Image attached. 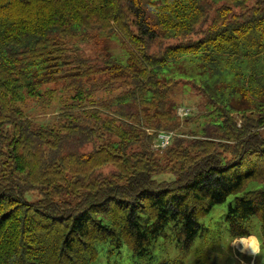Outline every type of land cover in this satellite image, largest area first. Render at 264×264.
I'll use <instances>...</instances> for the list:
<instances>
[{
  "label": "trees",
  "instance_id": "trees-1",
  "mask_svg": "<svg viewBox=\"0 0 264 264\" xmlns=\"http://www.w3.org/2000/svg\"><path fill=\"white\" fill-rule=\"evenodd\" d=\"M94 33L119 37L126 60L72 49ZM184 60L197 72L163 76ZM177 80L205 100L181 133ZM59 81L67 99L36 123L22 106L48 107ZM261 185L264 0H0V264H91L106 241L152 258L169 237L173 264H209L221 237L264 249ZM229 196L227 226L199 223Z\"/></svg>",
  "mask_w": 264,
  "mask_h": 264
},
{
  "label": "rangeland",
  "instance_id": "rangeland-1",
  "mask_svg": "<svg viewBox=\"0 0 264 264\" xmlns=\"http://www.w3.org/2000/svg\"><path fill=\"white\" fill-rule=\"evenodd\" d=\"M74 42L75 46H72V43L68 44V46H72V49H77V52L80 51L83 57L92 65L102 64L106 54L113 57L115 56L121 60H126V52L122 48L119 37L116 38L115 36L94 33L87 39L76 40ZM190 72H195L194 66L188 64L187 61H180L178 64L170 62L165 68V74L163 73V76L176 77L181 74H188ZM177 81L176 88L174 89V92L171 93V98L176 106L185 105L188 108L191 107V112L193 115L196 113V111L204 110L205 100L203 96H201L198 91L192 87V84L190 82H183L182 80ZM49 87L53 88L54 91L52 92V103L48 107H40L33 100H27L26 103H24V106H22L24 112L32 117L36 123L52 124L57 112V106L60 105L63 100L67 99V95L62 90V83H60V81L49 84ZM98 95L99 94L96 92L95 96ZM175 113L177 114V110ZM195 122L196 121L187 123L184 120H181L175 129L180 133L187 131L193 127ZM165 176L166 175H163L162 178ZM230 201L231 196L227 197L224 202L214 205L207 215L199 219V223L210 228L211 232L214 231L217 233L218 231L222 230V226L223 228L227 226L225 221V213L227 204ZM256 232L257 231L255 230V234ZM199 237L200 235L197 236V238L193 241V245L197 242ZM169 240L170 237L167 239L159 238L155 241L154 250L152 251V258L147 256L133 255L126 249L125 246L122 247L123 251L121 257H118L116 253L110 255L107 253V249L110 245L106 241L97 246L99 255L97 259L91 264H114L115 261H117L118 264H173L172 261L167 260L168 258L172 257H167V254H171H169V252H167V254L165 253L166 248L170 250L169 247H166L168 245V242L166 241ZM252 241H255L257 245V241L254 237H239L234 239L231 243H228V240L221 237L220 247L223 248V252L218 253L217 256H215V250H209L207 247H204L205 250H208V253L212 255L209 264H238L237 261H239V264H253L254 255H250V261H248L245 257H239L237 255V251L239 250L246 254H254L255 252H253L251 248ZM190 260V258L188 261L186 260L185 264L195 263L194 260Z\"/></svg>",
  "mask_w": 264,
  "mask_h": 264
},
{
  "label": "clouds",
  "instance_id": "clouds-1",
  "mask_svg": "<svg viewBox=\"0 0 264 264\" xmlns=\"http://www.w3.org/2000/svg\"><path fill=\"white\" fill-rule=\"evenodd\" d=\"M251 248H252V251H253V252H260V251L264 250V249L259 248V247L256 245V242H255V241H252V242H251Z\"/></svg>",
  "mask_w": 264,
  "mask_h": 264
},
{
  "label": "built area",
  "instance_id": "built-area-1",
  "mask_svg": "<svg viewBox=\"0 0 264 264\" xmlns=\"http://www.w3.org/2000/svg\"><path fill=\"white\" fill-rule=\"evenodd\" d=\"M180 113L184 114V113H186V110L185 109H181ZM165 139H166V137H165Z\"/></svg>",
  "mask_w": 264,
  "mask_h": 264
},
{
  "label": "snow or ice",
  "instance_id": "snow-or-ice-1",
  "mask_svg": "<svg viewBox=\"0 0 264 264\" xmlns=\"http://www.w3.org/2000/svg\"><path fill=\"white\" fill-rule=\"evenodd\" d=\"M261 187H264V185H261Z\"/></svg>",
  "mask_w": 264,
  "mask_h": 264
},
{
  "label": "bare ground",
  "instance_id": "bare-ground-1",
  "mask_svg": "<svg viewBox=\"0 0 264 264\" xmlns=\"http://www.w3.org/2000/svg\"><path fill=\"white\" fill-rule=\"evenodd\" d=\"M253 237V236H252ZM239 238V237H238ZM245 238H247V237H245Z\"/></svg>",
  "mask_w": 264,
  "mask_h": 264
}]
</instances>
